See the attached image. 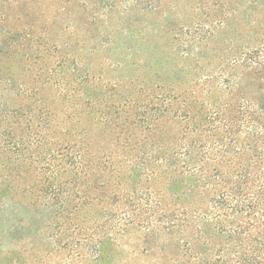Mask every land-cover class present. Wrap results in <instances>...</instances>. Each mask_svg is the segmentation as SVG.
<instances>
[{
    "label": "rangeland",
    "instance_id": "obj_1",
    "mask_svg": "<svg viewBox=\"0 0 264 264\" xmlns=\"http://www.w3.org/2000/svg\"><path fill=\"white\" fill-rule=\"evenodd\" d=\"M260 178L264 0H0V264H235Z\"/></svg>",
    "mask_w": 264,
    "mask_h": 264
},
{
    "label": "trees",
    "instance_id": "obj_2",
    "mask_svg": "<svg viewBox=\"0 0 264 264\" xmlns=\"http://www.w3.org/2000/svg\"><path fill=\"white\" fill-rule=\"evenodd\" d=\"M255 124H258L257 120H255ZM185 156L187 159V163L191 162H195L193 160H195V157L192 155L191 152L188 151V149L185 150ZM199 168H202V166H199ZM198 168V169H199ZM197 169V170H198ZM207 171V170H206ZM204 179V178H202ZM247 179H249L247 176H242L240 177V179L238 180V188L239 189L241 186H243L244 184H247ZM262 184V186H264V179L260 178L259 180ZM204 182L206 184L210 183L211 180H209L208 178L204 180ZM228 184V183H227ZM234 189H230L229 192H226L224 194V197H228L231 196L230 193H233ZM234 194V193H233ZM225 200V198L223 199ZM237 206V201H236V205L230 209V213L224 215L226 220L229 219H234L235 217H238L240 215H242V210H237L235 207ZM248 209H251L250 207H247ZM222 208L220 207L218 209L221 210ZM252 216L250 213L247 214V218ZM264 226V224H261ZM260 240L256 241V240H248L246 243L244 242H237L234 246L236 248L235 252H234V260H235V264H250V262H256V260L259 258L260 262L262 260H264V257H261L262 252L264 251V229L260 232ZM232 243H230L231 245ZM246 257H250V259L246 258Z\"/></svg>",
    "mask_w": 264,
    "mask_h": 264
}]
</instances>
